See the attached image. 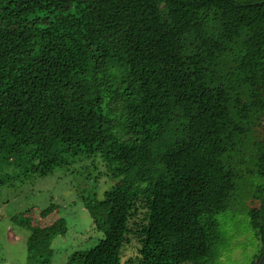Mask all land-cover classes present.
<instances>
[{
    "label": "trees",
    "instance_id": "obj_1",
    "mask_svg": "<svg viewBox=\"0 0 264 264\" xmlns=\"http://www.w3.org/2000/svg\"><path fill=\"white\" fill-rule=\"evenodd\" d=\"M37 160L43 175L101 164L114 181L87 202L103 238L70 264H122L133 238L141 264H209L238 193L261 203L256 264L264 0H0V186ZM12 220L37 264L69 230Z\"/></svg>",
    "mask_w": 264,
    "mask_h": 264
},
{
    "label": "rangeland",
    "instance_id": "obj_2",
    "mask_svg": "<svg viewBox=\"0 0 264 264\" xmlns=\"http://www.w3.org/2000/svg\"><path fill=\"white\" fill-rule=\"evenodd\" d=\"M88 163L89 167L86 166ZM98 165V171L91 162H85L43 175L41 162L37 160L30 165L26 175L0 186V264H37L28 259L30 230L12 220L19 214L28 215L33 222L41 224L51 223L59 217L66 219L69 230L54 238L51 257L44 264H70L71 254L88 251L98 244L103 233L94 226L87 202L93 196L103 197L104 191L114 184L100 174L105 168ZM98 174L101 175L99 179ZM237 198L218 217L222 232L217 253L209 264H252L260 250L251 227L249 209L261 203L258 199L248 200L242 193H238ZM51 206L57 209L47 219L40 218V212ZM140 248L136 238L126 243L122 264H141Z\"/></svg>",
    "mask_w": 264,
    "mask_h": 264
},
{
    "label": "water",
    "instance_id": "obj_3",
    "mask_svg": "<svg viewBox=\"0 0 264 264\" xmlns=\"http://www.w3.org/2000/svg\"><path fill=\"white\" fill-rule=\"evenodd\" d=\"M262 208L264 212V200L262 202ZM256 264H264V253L262 254L261 258L257 259Z\"/></svg>",
    "mask_w": 264,
    "mask_h": 264
}]
</instances>
